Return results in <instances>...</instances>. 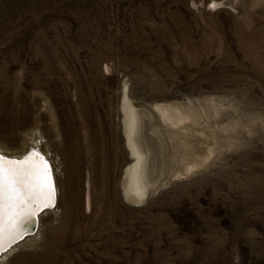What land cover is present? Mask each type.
I'll return each mask as SVG.
<instances>
[{
    "label": "rangeland",
    "instance_id": "rangeland-1",
    "mask_svg": "<svg viewBox=\"0 0 264 264\" xmlns=\"http://www.w3.org/2000/svg\"><path fill=\"white\" fill-rule=\"evenodd\" d=\"M124 98L172 117L139 204ZM30 148L56 205L0 264H264V0H0V150Z\"/></svg>",
    "mask_w": 264,
    "mask_h": 264
},
{
    "label": "snow or ice",
    "instance_id": "snow-or-ice-1",
    "mask_svg": "<svg viewBox=\"0 0 264 264\" xmlns=\"http://www.w3.org/2000/svg\"><path fill=\"white\" fill-rule=\"evenodd\" d=\"M56 198L51 168L40 151L15 158L0 153V252L20 237V224L39 210L54 207Z\"/></svg>",
    "mask_w": 264,
    "mask_h": 264
},
{
    "label": "bare ground",
    "instance_id": "bare-ground-1",
    "mask_svg": "<svg viewBox=\"0 0 264 264\" xmlns=\"http://www.w3.org/2000/svg\"><path fill=\"white\" fill-rule=\"evenodd\" d=\"M122 109H123L122 111L124 112L123 123H124L126 142L129 147L128 149H130V154L132 158V163L128 165L124 171V176L122 180L123 196L125 200L131 202L132 204H139L144 200L145 197L148 198L147 196L151 195L152 193H154V191H156V189H158L155 184L156 182L152 176L153 172L149 169V164H147V155L148 154L150 155L151 152L154 150L156 151L155 142L154 140H152L153 137L151 136V134L148 133L150 130H152V127H150L151 124L150 115L152 116L157 112V114H160L161 119L164 121L172 120V117L167 113V111L164 108L158 106H155V109H152L150 111H146L142 109L137 110L126 100V98H124L123 100ZM33 146L35 145L34 144L29 145V147H33ZM33 149L36 148H30L26 152L18 156L7 155V153L6 154L3 153L6 152L5 150L4 151L0 150V153H3L6 157L15 158V157H21ZM42 155L47 160L51 168L52 178L56 185L55 176L50 161L43 153ZM136 191H139L141 195L140 196L134 195L133 193ZM86 199H87V205L89 206L90 202L88 203V197ZM55 205H56V201H55ZM49 209H53V208H49ZM46 210L48 209L42 210L37 216L38 223L36 226L35 233L38 231L40 216L43 213H45ZM17 229L19 230V227ZM34 234L30 236H33ZM30 236H26L19 243L23 242ZM16 245H14L13 247H15Z\"/></svg>",
    "mask_w": 264,
    "mask_h": 264
},
{
    "label": "water",
    "instance_id": "water-1",
    "mask_svg": "<svg viewBox=\"0 0 264 264\" xmlns=\"http://www.w3.org/2000/svg\"><path fill=\"white\" fill-rule=\"evenodd\" d=\"M42 210H44V209L39 210L34 217H30L29 219L25 220L24 223H22V224H20L18 226L19 230L17 229V231L21 234L20 237L11 246L7 247L3 252H0V257L2 255L6 254L14 245L18 244L26 236H30V235L35 233L36 226H37V223H38L37 216ZM5 239H7V238L5 237Z\"/></svg>",
    "mask_w": 264,
    "mask_h": 264
}]
</instances>
